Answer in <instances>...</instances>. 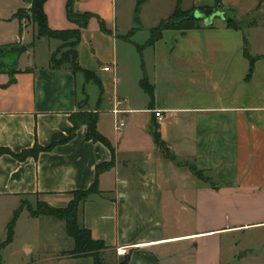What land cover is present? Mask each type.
Here are the masks:
<instances>
[{
	"label": "crops",
	"instance_id": "0c3cea01",
	"mask_svg": "<svg viewBox=\"0 0 264 264\" xmlns=\"http://www.w3.org/2000/svg\"><path fill=\"white\" fill-rule=\"evenodd\" d=\"M67 2L45 3L50 28H77L67 17ZM29 6L25 0H0V48L15 44L8 55H17L18 46H27L15 67L4 57L8 66L0 69V148L16 154L36 144L51 148L23 160L0 156V243L24 196L44 195L50 205L64 207L71 191L94 183L98 164L112 160L97 176L101 194L90 197L80 217L106 245L107 264H223L224 244L233 248L235 234L264 230V47L249 41L256 57L250 71L243 31L264 29L257 21L264 18V0H220L228 17L227 10H235L238 27L222 21L186 32L166 30L145 47L153 51L150 71L145 48L140 66L122 65L117 0H78L76 10L96 15L78 46L80 65L100 79L93 99L85 81L80 94L77 73L52 68L51 47L44 63L35 61V27L24 21L22 29L15 16ZM98 17L109 32L101 30ZM174 31L179 40L168 52L161 44ZM144 77L154 86L153 99L140 85ZM116 99L126 110L117 115L125 123L119 130ZM81 110L98 113L97 129L113 151L89 140L85 125L68 139L70 116ZM153 127L177 161L160 150ZM189 161L211 180L196 176ZM59 221L24 209L13 240L1 249L0 264H94L92 256L63 254L56 243ZM62 229L66 233L65 223Z\"/></svg>",
	"mask_w": 264,
	"mask_h": 264
},
{
	"label": "trees",
	"instance_id": "16d2710c",
	"mask_svg": "<svg viewBox=\"0 0 264 264\" xmlns=\"http://www.w3.org/2000/svg\"><path fill=\"white\" fill-rule=\"evenodd\" d=\"M30 6L28 8H21L17 11L15 16L19 19L21 28L23 29V22H30L36 31L37 40L42 38L56 39L62 41L64 44L70 48L69 55L63 62H58L55 54L51 57V66L54 69H60L64 66L65 62H70L71 70L74 73L81 72L85 76L87 81L95 80V83L100 84V79L94 71L83 68L78 60V46L82 40V32L85 28L88 27L90 19L96 16L92 12H81L75 9V3L78 0H68L67 2V17L68 19L77 25V28L67 29V30H54L50 28L48 24L47 15L45 12V3L48 0H25ZM148 0H137V4L134 11V25L132 32L135 33L140 29L141 19L140 13L143 5ZM220 0H216L215 10L209 7H205V11L202 10H188L183 11L181 9L182 0H178L176 3L175 10L170 17V19L161 20V22L155 27L151 28L150 38L147 40L145 45L139 46V50L142 51L143 48L147 46L154 45L158 40L163 37V34L168 29H176L182 32H186L191 29L202 28L206 25H202L201 21L203 19L196 17V11L205 13L207 16L212 15L219 9ZM211 6V5H207ZM173 16H176V19H173ZM100 28L104 32H109L105 21L98 17ZM230 26H234L232 23L226 22ZM209 25L208 27H211ZM237 27V26H236ZM15 44L6 45L0 48V69L6 68L8 63L4 61V57H7L10 51H14ZM244 53L251 60V68L253 69V62L256 57L250 55V44L247 35L245 34L244 39ZM13 67L16 66V62H12ZM140 85L142 89L149 94L150 98L154 97V86L149 82V80L144 77ZM98 113L94 111L81 110L77 113H74L70 116L72 122V128L70 129L68 139L73 138L76 135V132L80 126L85 125L87 127V138L93 141H100L107 145L110 149L112 146L110 142L104 137L97 129L98 123ZM152 133L154 135L155 141L160 149L165 151L167 157L172 158L177 161L176 156L169 151L168 146L165 141H163L160 132L157 127L152 128ZM51 147H42L36 144L33 148L24 150L20 154L12 152L10 149L0 148V156L5 153L13 154L17 158L23 160L29 156L37 157L41 151L48 150ZM113 151V149H112ZM113 166V160L110 162H103L96 166V180L88 188L84 190H75L71 191L74 197L68 202L64 207H54L48 203H38L37 209L33 210L31 207L20 202L19 207L14 211L13 217L8 225L7 238L4 242H1L0 245V263H1V249L9 244L14 238L15 225L18 217L21 212L26 209L30 212L32 217L47 216L52 217L57 220H61L65 223V229L67 235L74 240V249L72 251L75 255L80 256H92L94 258V264H107L104 262L102 257V251L106 248V245L101 240H96L92 237L91 231L86 228L81 220V212L84 204L90 199L92 195L101 194V191L98 187L97 176L104 170H107ZM192 171L200 179L210 181L211 178L204 174V171L196 168L193 164L188 165Z\"/></svg>",
	"mask_w": 264,
	"mask_h": 264
},
{
	"label": "rangeland",
	"instance_id": "374dc122",
	"mask_svg": "<svg viewBox=\"0 0 264 264\" xmlns=\"http://www.w3.org/2000/svg\"><path fill=\"white\" fill-rule=\"evenodd\" d=\"M227 2L229 0H226ZM236 3H241L244 5H249L253 0H233ZM137 0H117V11H118V36L121 37L119 39L118 44V53L122 62V65H129L134 67V64L139 66L141 65V55L139 46L145 45L147 40L150 37L151 28L158 25L161 20L170 19L174 10L176 0H148L146 5H144L140 13L141 25L140 29L135 33L132 32V29L135 27L133 22V13L134 8L136 6ZM196 0H182L181 9L183 11L188 10H202L205 11V7H209L215 10L216 0H198L201 4H196ZM211 5V6H207ZM174 8V9H173ZM228 8V7H227ZM226 8V9H227ZM173 9V10H172ZM229 13V17L234 18L235 10H227ZM227 15V14H226ZM173 19H176V16H173ZM251 18H248L250 20ZM224 21L221 17H216L213 20V24H218ZM260 24H264V18L258 20ZM202 25H205L203 21H201ZM244 33L247 35L249 41L254 42L256 48H260V46L264 47V29H259L252 31L251 29H244ZM122 38L127 40L131 39L125 43ZM177 40H179V34L175 31L172 33L166 32L164 36V40L162 42V46L167 49L169 52L172 47H176ZM32 44H36V56L35 61L38 63H44V60L48 54V48H52V52L50 54V64L51 57L55 54L58 62H63L66 57L69 55L70 48L67 44H64L62 41L56 39H48L44 38L42 41L37 40V36H35V40ZM160 45V46H161ZM159 46V47H160ZM144 49V48H143ZM152 53V56H151ZM144 61L146 62L147 70H151V65L153 63V51L150 48L144 49ZM9 57V61H15L18 58V54L7 55ZM27 54L21 59V63H27ZM7 63V62H6ZM71 70L70 62H65L64 66ZM140 72V70H139ZM148 72V71H147ZM78 77V86L80 94L82 93L83 84L85 83L87 87V93L91 99L96 97L99 92V86L94 84L95 80L87 81L83 73L77 72ZM162 152L165 153L162 149ZM189 164H192V161H189ZM71 199L74 197L70 194ZM22 202L27 206L31 207L33 210L37 209L38 203H48L47 198L44 195H28L22 198ZM49 204V203H48ZM81 215V214H80ZM57 226V236L56 243L61 245L63 250V254H73V250H69L71 243H73V239L67 236L65 230L62 229L64 227V222L61 220ZM61 227V228H60ZM236 244L233 245V248H230L228 243L226 242L223 247V264H264V230H248L245 234L237 233L235 234ZM1 245V243H0ZM58 248V247H57ZM104 251V250H103ZM102 251V257H103ZM59 252H57L58 254ZM117 264V263H111Z\"/></svg>",
	"mask_w": 264,
	"mask_h": 264
},
{
	"label": "water",
	"instance_id": "95a60500",
	"mask_svg": "<svg viewBox=\"0 0 264 264\" xmlns=\"http://www.w3.org/2000/svg\"><path fill=\"white\" fill-rule=\"evenodd\" d=\"M195 15L196 17L203 19V22L205 23L206 26L212 25L213 20L216 17H221L224 21L232 23L234 26H237V27L241 25V22L237 21L236 19L232 17H228L222 11H217L210 16H207L205 13H201L200 11H196ZM16 49L18 51V57H20L27 50V46L24 44H21Z\"/></svg>",
	"mask_w": 264,
	"mask_h": 264
},
{
	"label": "built area",
	"instance_id": "2783aa9c",
	"mask_svg": "<svg viewBox=\"0 0 264 264\" xmlns=\"http://www.w3.org/2000/svg\"><path fill=\"white\" fill-rule=\"evenodd\" d=\"M105 71H109L111 69V67L109 65H106L104 68H103ZM124 101L121 100V99H116L115 101V105H114V108H113V113L115 114L116 116V129H121L125 123L123 120H118L117 119V115L122 113V112H125L126 110L122 107ZM155 115L156 117L158 118H161L162 117V112L161 111H155Z\"/></svg>",
	"mask_w": 264,
	"mask_h": 264
}]
</instances>
